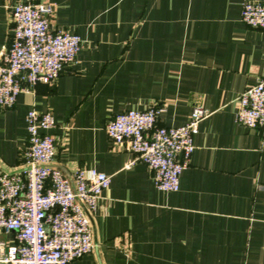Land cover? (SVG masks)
I'll list each match as a JSON object with an SVG mask.
<instances>
[{
  "label": "crops",
  "instance_id": "crops-1",
  "mask_svg": "<svg viewBox=\"0 0 264 264\" xmlns=\"http://www.w3.org/2000/svg\"><path fill=\"white\" fill-rule=\"evenodd\" d=\"M16 1L0 0V46ZM30 1L48 3L49 27L77 33L80 46L50 83L0 106V165H20L34 107L53 116L51 164L110 175L88 214L91 249L65 264H264V130L234 120L237 95L264 70V28L240 19L242 0ZM152 104L162 125L207 109L176 190L157 189L143 162L128 165L133 152L104 129L116 112Z\"/></svg>",
  "mask_w": 264,
  "mask_h": 264
},
{
  "label": "built area",
  "instance_id": "built-area-1",
  "mask_svg": "<svg viewBox=\"0 0 264 264\" xmlns=\"http://www.w3.org/2000/svg\"><path fill=\"white\" fill-rule=\"evenodd\" d=\"M10 10V39L0 46V106H10L21 90L36 82L50 83L61 67L74 60L80 37L65 29H51L52 8L45 2L21 0ZM240 19L264 28V0H242ZM236 123L264 130V70L237 95ZM158 107L124 109L105 122L107 137L133 152L127 162H143L154 186L178 188L179 174L188 163L192 138L207 109L194 105L178 125L156 123ZM26 143L20 165H0V232H13V241L0 240V264H65L92 247L88 214L110 180L94 167L64 173L51 164L55 137L49 109L29 107L25 113ZM263 264V263H258Z\"/></svg>",
  "mask_w": 264,
  "mask_h": 264
}]
</instances>
